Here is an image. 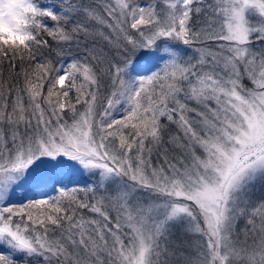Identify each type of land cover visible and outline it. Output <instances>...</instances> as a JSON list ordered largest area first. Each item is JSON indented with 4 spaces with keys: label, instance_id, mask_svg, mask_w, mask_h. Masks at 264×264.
Returning a JSON list of instances; mask_svg holds the SVG:
<instances>
[{
    "label": "snow or ice",
    "instance_id": "6c2138e0",
    "mask_svg": "<svg viewBox=\"0 0 264 264\" xmlns=\"http://www.w3.org/2000/svg\"><path fill=\"white\" fill-rule=\"evenodd\" d=\"M5 16L0 264H264V0Z\"/></svg>",
    "mask_w": 264,
    "mask_h": 264
},
{
    "label": "clouds",
    "instance_id": "9594fccd",
    "mask_svg": "<svg viewBox=\"0 0 264 264\" xmlns=\"http://www.w3.org/2000/svg\"><path fill=\"white\" fill-rule=\"evenodd\" d=\"M0 44L9 47H22L26 42V37L18 34L16 29L12 26L8 16L0 20Z\"/></svg>",
    "mask_w": 264,
    "mask_h": 264
},
{
    "label": "rangeland",
    "instance_id": "374dc122",
    "mask_svg": "<svg viewBox=\"0 0 264 264\" xmlns=\"http://www.w3.org/2000/svg\"><path fill=\"white\" fill-rule=\"evenodd\" d=\"M50 23V22H49Z\"/></svg>",
    "mask_w": 264,
    "mask_h": 264
}]
</instances>
